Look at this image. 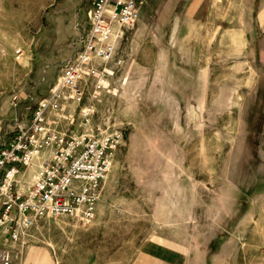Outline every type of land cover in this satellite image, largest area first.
I'll use <instances>...</instances> for the list:
<instances>
[{
    "label": "rangeland",
    "instance_id": "obj_1",
    "mask_svg": "<svg viewBox=\"0 0 264 264\" xmlns=\"http://www.w3.org/2000/svg\"><path fill=\"white\" fill-rule=\"evenodd\" d=\"M91 1L0 0V130L12 131L17 118L30 121L34 105L58 82L62 63L47 74L45 60L72 57ZM170 1L177 0H149L115 60L104 64L112 71L106 88L89 83L83 104L70 107L74 125L62 124L69 134L82 133L80 110L92 106L93 128L124 132L96 218L87 227L66 217L38 221L20 264H264V134L245 123L250 90L240 88L256 74L228 69L241 59L227 56L240 54L246 42L231 49L223 41L241 27L224 25L217 49L204 41L211 26L185 33L164 27V37L152 41L160 6ZM205 1L211 7L229 0ZM56 4L68 8L71 31L60 44ZM214 63L217 69H200ZM13 246L0 226V251Z\"/></svg>",
    "mask_w": 264,
    "mask_h": 264
},
{
    "label": "built area",
    "instance_id": "obj_2",
    "mask_svg": "<svg viewBox=\"0 0 264 264\" xmlns=\"http://www.w3.org/2000/svg\"><path fill=\"white\" fill-rule=\"evenodd\" d=\"M148 1L92 0L88 25H78L74 53L62 63L58 82L34 105L30 121L17 118L12 131L0 130V226L14 244L0 251V264H20L28 230L42 219L66 217L87 227L96 218L124 132L93 128L92 106L80 110L82 133L69 134L62 124L74 125L70 107L83 104L89 83L106 88L112 71L102 67L115 60ZM17 54L20 59L23 51ZM38 159L42 165L29 174Z\"/></svg>",
    "mask_w": 264,
    "mask_h": 264
},
{
    "label": "crops",
    "instance_id": "obj_3",
    "mask_svg": "<svg viewBox=\"0 0 264 264\" xmlns=\"http://www.w3.org/2000/svg\"><path fill=\"white\" fill-rule=\"evenodd\" d=\"M151 2L152 0H150ZM163 4L160 6V17L154 24L155 33L151 36L152 41H158L160 37H164V27L168 28L169 26L177 25L181 27V32L185 33L187 28L193 25H199L200 27L211 26L214 27V32L212 34L209 32L204 41L208 42L209 46L215 45L217 49L218 36L221 34L224 25L238 27V29L241 27V32H239L240 30L229 29L223 38V41L230 43L228 47L231 49L237 46L233 42H246L240 54L227 56L228 58L238 57L241 59L239 62L231 64L228 69H246V74L251 71L255 72V81L250 86L242 85L240 87L241 89L250 90L245 102L244 120L250 126V129L256 123V129H260L261 134H264V0H260V2L258 0H239L237 2L234 1V3L229 0L222 5L217 2L211 7L208 6L205 0H177L176 3L170 1ZM145 7L149 8V1ZM179 9L181 18L174 20L175 17H178ZM232 10L238 11V14H233V19L230 15ZM56 11L59 33L57 36H59L58 43L60 44L68 39L71 31L69 33L66 30L69 24L66 20L68 8L57 6ZM200 16L208 17V20L203 24ZM76 24L77 20H74L72 25L74 29ZM255 25L260 27V31L257 30L256 32ZM236 33H238V36ZM193 40H197V37H193ZM215 56L217 58V50ZM204 58H206L205 55ZM67 60L61 59L59 56H47L45 60L47 71L45 73L48 74L49 68H51L53 63H64ZM104 67L108 68L107 66L102 68ZM190 69H195V67ZM200 69H217V63H214L213 68L205 66L204 68L200 67ZM36 165L37 163L28 170L29 174H33ZM143 262L144 264H152L150 259H144Z\"/></svg>",
    "mask_w": 264,
    "mask_h": 264
}]
</instances>
